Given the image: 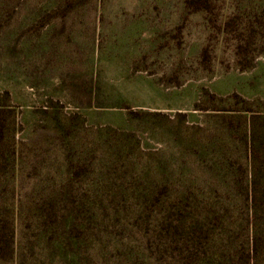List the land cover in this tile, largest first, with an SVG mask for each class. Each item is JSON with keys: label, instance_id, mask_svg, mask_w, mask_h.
Segmentation results:
<instances>
[{"label": "rangeland", "instance_id": "1", "mask_svg": "<svg viewBox=\"0 0 264 264\" xmlns=\"http://www.w3.org/2000/svg\"><path fill=\"white\" fill-rule=\"evenodd\" d=\"M0 123V264H264V0H0Z\"/></svg>", "mask_w": 264, "mask_h": 264}, {"label": "trees", "instance_id": "2", "mask_svg": "<svg viewBox=\"0 0 264 264\" xmlns=\"http://www.w3.org/2000/svg\"><path fill=\"white\" fill-rule=\"evenodd\" d=\"M257 119L256 115H252L251 118V122H252V134H251V141H255V138L257 137L256 133H255V120ZM5 125L3 123H0V137H4V133H5ZM252 152H255V147H252ZM253 186H252V190L250 191V200H251V204H252V209H253V213H254V220H258L257 218V212L259 209L258 203L260 202L259 198H262V200H264V191L262 189H259L256 185L257 182H255V176H254V181H253ZM258 184V183H257ZM257 224V223H256ZM9 232H11L8 228H6ZM257 229L256 231H254V246L252 248V253H256L257 251ZM4 256L0 253V258H3Z\"/></svg>", "mask_w": 264, "mask_h": 264}]
</instances>
